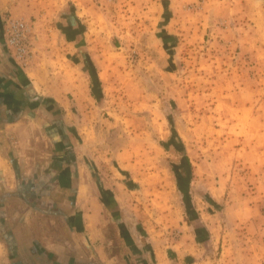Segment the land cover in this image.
Wrapping results in <instances>:
<instances>
[{"label":"rangeland","instance_id":"rangeland-1","mask_svg":"<svg viewBox=\"0 0 264 264\" xmlns=\"http://www.w3.org/2000/svg\"><path fill=\"white\" fill-rule=\"evenodd\" d=\"M68 3L79 24L53 36L50 73L60 84L81 71L91 79L97 100L83 123L74 112L75 136L96 156L118 152L120 170L131 167L150 241L170 264H264L256 222L264 214V6ZM7 256L0 247V264Z\"/></svg>","mask_w":264,"mask_h":264},{"label":"crops","instance_id":"crops-1","mask_svg":"<svg viewBox=\"0 0 264 264\" xmlns=\"http://www.w3.org/2000/svg\"><path fill=\"white\" fill-rule=\"evenodd\" d=\"M68 2L0 0V247L7 264H170L147 234L131 167L120 170L118 152L96 156L75 136L74 112L83 123L97 100L91 79L81 71L78 83L60 84L50 73L53 36L68 37L79 24ZM8 13L30 26L25 65L4 42ZM256 222L264 229V214ZM185 236L176 244L182 257Z\"/></svg>","mask_w":264,"mask_h":264},{"label":"built area","instance_id":"built-area-1","mask_svg":"<svg viewBox=\"0 0 264 264\" xmlns=\"http://www.w3.org/2000/svg\"><path fill=\"white\" fill-rule=\"evenodd\" d=\"M4 42L13 59L25 65L33 54L30 27L21 18L8 16L4 23Z\"/></svg>","mask_w":264,"mask_h":264}]
</instances>
